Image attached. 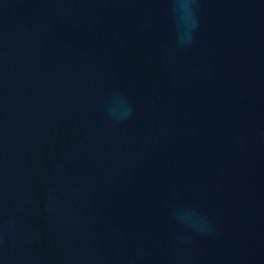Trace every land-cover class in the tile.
I'll use <instances>...</instances> for the list:
<instances>
[{
  "label": "water",
  "instance_id": "water-1",
  "mask_svg": "<svg viewBox=\"0 0 264 264\" xmlns=\"http://www.w3.org/2000/svg\"><path fill=\"white\" fill-rule=\"evenodd\" d=\"M0 264H264V0H0Z\"/></svg>",
  "mask_w": 264,
  "mask_h": 264
}]
</instances>
